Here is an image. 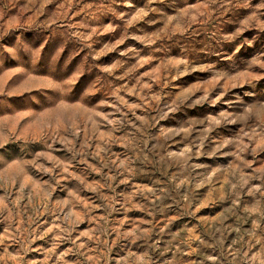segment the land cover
<instances>
[{
    "label": "rangeland",
    "instance_id": "obj_1",
    "mask_svg": "<svg viewBox=\"0 0 264 264\" xmlns=\"http://www.w3.org/2000/svg\"><path fill=\"white\" fill-rule=\"evenodd\" d=\"M0 264H264V0H0Z\"/></svg>",
    "mask_w": 264,
    "mask_h": 264
}]
</instances>
